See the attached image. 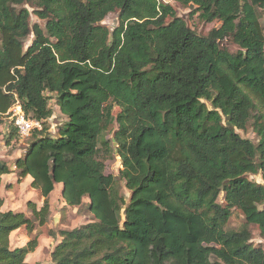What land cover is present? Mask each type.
<instances>
[{"label": "trees", "instance_id": "trees-1", "mask_svg": "<svg viewBox=\"0 0 264 264\" xmlns=\"http://www.w3.org/2000/svg\"><path fill=\"white\" fill-rule=\"evenodd\" d=\"M173 1L220 24L199 35L156 0H0V117L18 102L42 124L12 165L0 160V187L5 174L30 176L43 199L4 210L0 194V264H30L39 237L11 247L10 234L45 223L56 184L68 206L86 197L93 218L50 232L52 264H264L248 230L264 238V184L249 179L264 182V0ZM50 95L65 117L54 135ZM248 124L256 143L238 133ZM109 131L126 206L95 158ZM233 209L238 231L225 227Z\"/></svg>", "mask_w": 264, "mask_h": 264}, {"label": "rangeland", "instance_id": "rangeland-1", "mask_svg": "<svg viewBox=\"0 0 264 264\" xmlns=\"http://www.w3.org/2000/svg\"><path fill=\"white\" fill-rule=\"evenodd\" d=\"M163 3L170 4L176 11V14L182 17L189 28L194 30L195 33L199 35H206L210 29L217 27L220 22L214 20L211 22H205L203 19L198 17L197 14L189 16L191 9L189 7H183L173 0H163ZM30 12L29 24H37L44 28V21L39 19L33 14V8L25 5ZM102 24L112 31L118 25V17L115 13L108 14ZM33 39V35L30 34L25 40L26 46L30 44ZM221 47H224L229 52L234 53L238 50V46L232 43L230 40L226 39L220 43ZM205 104L212 108L210 102ZM49 107L52 109L51 116L47 119L48 132L54 135L61 123L64 122L65 117L59 112L58 107L55 104V99L50 95ZM117 109H114V113ZM13 123L11 113L7 116L0 117V160L7 162V164L12 165L14 160L23 155L24 149L30 142L31 137H22L20 135L16 136L13 133ZM115 129V125L113 126ZM15 132V130H14ZM238 133L253 143H256L258 137L254 133L251 124H248L245 130H238ZM105 138L110 141L109 150L105 151L99 148L95 154V158L103 166V171L106 174H112L116 178V184L119 189L120 195L123 196L125 200V205H127L130 192L125 187V182L119 176V171L122 168L120 158L118 157L112 140V132L109 131L105 134ZM249 179L260 184H264L261 180V176L249 175ZM10 181V182H8ZM26 178L22 179L21 182H16L15 173L5 174L2 179V184L0 187V194L5 201L6 209L11 210H22L26 211L27 201L34 202L37 209L42 207L43 199L40 197L38 191L30 188L29 183ZM7 184H11L6 187ZM61 184H56L54 191L49 195V211L45 218V223L41 226L37 225V221L32 217L35 223V231L32 234H27L25 230H16L10 234V245L11 247H19L24 245L27 240L32 238L35 234L38 238V247L34 252L26 256V261L30 264H52L50 253L54 245L59 241V236L52 237L50 232L57 233L59 230H71L73 228L79 227L86 224L92 220V215L88 210V199L85 197L82 204L77 207H71L65 204L60 195ZM222 194L219 196V201H222ZM29 217L30 213L26 212ZM245 225V218L240 210L233 209L232 213L225 225L227 229H232L235 231L241 230ZM248 230L251 234L250 242L254 245H260L264 249V238L261 236L259 229L256 225H248Z\"/></svg>", "mask_w": 264, "mask_h": 264}, {"label": "built area", "instance_id": "built-area-1", "mask_svg": "<svg viewBox=\"0 0 264 264\" xmlns=\"http://www.w3.org/2000/svg\"><path fill=\"white\" fill-rule=\"evenodd\" d=\"M162 1L156 0L157 3ZM9 113H11L12 123L17 134L22 137H29L34 129L42 128V124L38 120L26 116L18 102L9 109Z\"/></svg>", "mask_w": 264, "mask_h": 264}, {"label": "crops", "instance_id": "crops-1", "mask_svg": "<svg viewBox=\"0 0 264 264\" xmlns=\"http://www.w3.org/2000/svg\"><path fill=\"white\" fill-rule=\"evenodd\" d=\"M3 177H4V175L2 176V179H3ZM25 178H26V180L28 181L27 183H29V182L31 181V177H30V176H26ZM8 182H10V181H8ZM55 187H56V185H55ZM4 207H5V201H4V203H3L2 209H3Z\"/></svg>", "mask_w": 264, "mask_h": 264}]
</instances>
